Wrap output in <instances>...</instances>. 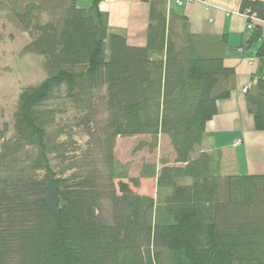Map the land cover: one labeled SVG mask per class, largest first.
<instances>
[{
    "label": "trees",
    "instance_id": "trees-1",
    "mask_svg": "<svg viewBox=\"0 0 264 264\" xmlns=\"http://www.w3.org/2000/svg\"><path fill=\"white\" fill-rule=\"evenodd\" d=\"M102 1L0 0L47 73L0 127V264H264V174H223V152L204 150L235 88L227 35L193 33L172 0H151L147 43L133 46ZM241 12L264 21V1ZM251 31L264 58L262 24ZM246 94L264 131V74ZM138 135L152 142L136 150L166 136L174 161L131 177L114 149ZM142 178L156 196L134 191Z\"/></svg>",
    "mask_w": 264,
    "mask_h": 264
},
{
    "label": "crops",
    "instance_id": "crops-1",
    "mask_svg": "<svg viewBox=\"0 0 264 264\" xmlns=\"http://www.w3.org/2000/svg\"><path fill=\"white\" fill-rule=\"evenodd\" d=\"M151 0H103L101 9L108 11L110 25L124 29L133 46L147 43ZM264 1V0H262ZM171 7L185 15L191 31L204 35H227L226 66L235 69V88L228 99L218 103L217 115L207 124L204 150L220 149L233 153L234 172L264 174V131L254 127L243 88L264 74V58L258 55L262 41L250 43L249 18L241 12V0H192ZM251 20V18H250ZM261 23L264 34V21Z\"/></svg>",
    "mask_w": 264,
    "mask_h": 264
},
{
    "label": "rangeland",
    "instance_id": "rangeland-1",
    "mask_svg": "<svg viewBox=\"0 0 264 264\" xmlns=\"http://www.w3.org/2000/svg\"><path fill=\"white\" fill-rule=\"evenodd\" d=\"M92 1L78 0V5L89 7ZM4 5L7 4L0 3V127L7 125L11 128L21 91L41 82L47 73L42 57L25 51L29 35L11 20L8 5ZM98 110L96 117L101 121L106 116L104 106ZM142 141L152 142L148 135L121 137L116 142L115 157L129 167L131 177H138L145 164L161 166L163 160L170 164L174 161V150L166 136L161 135L153 149L145 146L136 150ZM222 154V173H233V153ZM133 189L140 194L156 196V179L142 178L140 187Z\"/></svg>",
    "mask_w": 264,
    "mask_h": 264
},
{
    "label": "built area",
    "instance_id": "built-area-1",
    "mask_svg": "<svg viewBox=\"0 0 264 264\" xmlns=\"http://www.w3.org/2000/svg\"><path fill=\"white\" fill-rule=\"evenodd\" d=\"M176 1V4H178V5H182L184 2H186V1H192V0H175ZM247 14V13H246ZM247 16H248V14H247ZM249 17V16H248ZM250 18H251V20L248 22V29L249 30H252V28H253V22L257 19L256 17H255V15H251L250 16ZM250 87H251V84H249V85H247V86H245L244 88H243V92L244 93H246L249 89H250Z\"/></svg>",
    "mask_w": 264,
    "mask_h": 264
}]
</instances>
